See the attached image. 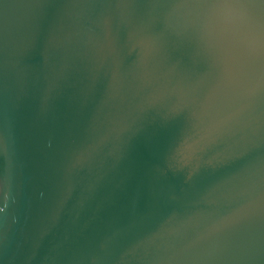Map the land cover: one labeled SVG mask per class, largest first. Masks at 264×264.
I'll return each mask as SVG.
<instances>
[{
  "label": "water",
  "instance_id": "1",
  "mask_svg": "<svg viewBox=\"0 0 264 264\" xmlns=\"http://www.w3.org/2000/svg\"><path fill=\"white\" fill-rule=\"evenodd\" d=\"M0 264H264V8L0 0Z\"/></svg>",
  "mask_w": 264,
  "mask_h": 264
},
{
  "label": "snow or ice",
  "instance_id": "2",
  "mask_svg": "<svg viewBox=\"0 0 264 264\" xmlns=\"http://www.w3.org/2000/svg\"><path fill=\"white\" fill-rule=\"evenodd\" d=\"M190 3L209 7H227L239 3L259 4L264 8V0H189Z\"/></svg>",
  "mask_w": 264,
  "mask_h": 264
}]
</instances>
